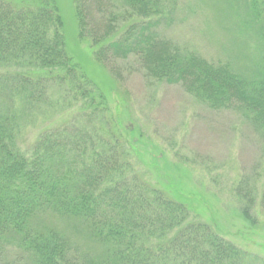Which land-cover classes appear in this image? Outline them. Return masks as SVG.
I'll list each match as a JSON object with an SVG mask.
<instances>
[{
  "label": "trees",
  "instance_id": "1",
  "mask_svg": "<svg viewBox=\"0 0 264 264\" xmlns=\"http://www.w3.org/2000/svg\"><path fill=\"white\" fill-rule=\"evenodd\" d=\"M74 4L80 37L97 47L96 63L108 67L109 60L134 56L152 80L180 84L212 109L242 112L264 139V51L244 72L181 49L158 34L176 0ZM245 6L240 26L256 30L264 48V0ZM63 29L58 0H0V264H264L131 173L127 148L110 126L95 133L59 125L38 136L31 154L17 147L15 101L40 102L50 79L70 81L76 93H86L87 107L106 110L72 61ZM56 69L62 75L53 76ZM246 186L241 181L236 191L246 201L243 216L254 220ZM261 205L264 212V191ZM49 216L73 223L102 251L80 248Z\"/></svg>",
  "mask_w": 264,
  "mask_h": 264
},
{
  "label": "rangeland",
  "instance_id": "2",
  "mask_svg": "<svg viewBox=\"0 0 264 264\" xmlns=\"http://www.w3.org/2000/svg\"><path fill=\"white\" fill-rule=\"evenodd\" d=\"M245 2L176 0L174 12L162 21L158 34L212 63L230 61L249 72L260 63L264 48L256 30L240 26L239 19L247 18ZM58 3L67 51L103 96L106 110L96 113L87 107L86 93H76L70 81L50 79L40 102L15 101L17 147L31 154L38 136L59 125L95 133L110 126L127 148L131 173L135 171L186 205L191 219L208 223L241 248L264 258L263 137L242 112L212 109L180 84L147 77L134 56L109 60L108 67L96 63L97 47L79 35L74 0ZM52 75L62 72L56 69ZM241 181L253 194L254 220L243 216L246 201L236 191ZM48 222L72 236L80 248L102 251L73 223L55 216H49Z\"/></svg>",
  "mask_w": 264,
  "mask_h": 264
}]
</instances>
